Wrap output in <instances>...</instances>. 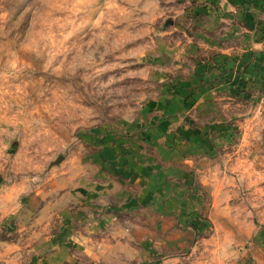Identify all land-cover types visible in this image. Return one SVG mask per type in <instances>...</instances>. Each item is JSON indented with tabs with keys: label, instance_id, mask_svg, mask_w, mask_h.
<instances>
[{
	"label": "rangeland",
	"instance_id": "rangeland-1",
	"mask_svg": "<svg viewBox=\"0 0 264 264\" xmlns=\"http://www.w3.org/2000/svg\"><path fill=\"white\" fill-rule=\"evenodd\" d=\"M245 27L212 0H0V264H264Z\"/></svg>",
	"mask_w": 264,
	"mask_h": 264
},
{
	"label": "crops",
	"instance_id": "crops-1",
	"mask_svg": "<svg viewBox=\"0 0 264 264\" xmlns=\"http://www.w3.org/2000/svg\"><path fill=\"white\" fill-rule=\"evenodd\" d=\"M219 1L222 5L231 8V15L245 25V29L251 33L257 31L253 39L264 33V0H212ZM249 28V29H248ZM254 29V31L250 30ZM262 31V32H261ZM247 35V34H246ZM263 35V34H262ZM248 34V39H249ZM242 38V37H241Z\"/></svg>",
	"mask_w": 264,
	"mask_h": 264
}]
</instances>
